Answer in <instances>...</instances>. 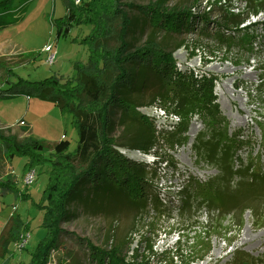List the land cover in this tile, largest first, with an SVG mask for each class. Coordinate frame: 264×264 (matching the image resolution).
Listing matches in <instances>:
<instances>
[{
  "label": "trees",
  "instance_id": "16d2710c",
  "mask_svg": "<svg viewBox=\"0 0 264 264\" xmlns=\"http://www.w3.org/2000/svg\"><path fill=\"white\" fill-rule=\"evenodd\" d=\"M27 1L14 8V0H0V28L9 23L4 18ZM61 1L65 14L52 21L56 37L66 36L74 26H90L84 40L89 50L88 61L79 66L74 78L64 83L51 76L34 82L21 80L0 89V97L15 94L29 97L30 91L36 90L38 96L71 114L78 135L73 150H69L70 142L66 139L49 148L30 135L18 138L11 126L0 121V148L8 162L14 156H26L31 160L29 167L42 166L48 161L46 154L52 157L46 188L38 202L30 201L43 211L42 226L46 232L29 252L27 264H47L51 252L59 245L62 223L73 217L70 204L78 203V199L86 210L88 207L115 212L126 209L136 211V217L151 212L169 216L173 210L180 214L206 210L210 230L213 233L223 230L224 235L228 229L219 223L228 216L233 229L243 225L246 212L255 221L264 219V130L260 131L261 149L255 154L248 151L249 156L243 159L239 152L245 148L252 150V134L243 136L240 128L231 131L214 93L217 77L188 65L180 66L174 50L151 37L142 45L131 47L127 34L133 22L125 7H135L154 30L171 34L197 31L204 37L212 34L218 42L226 46L236 44L246 53L254 52L256 46V36L248 26L264 28V21L239 27L247 19L245 16L232 27L228 19L242 14L229 13L227 19L224 16L220 22L214 21L209 11L193 10L195 0L189 7H169L166 0L141 5L124 0H81L76 5L73 0ZM214 3L224 6L221 0ZM248 7L250 14L257 15L264 11V0H249ZM210 24L216 25L211 33ZM111 39L117 41L113 47L108 45ZM258 45L255 50L264 51V39H258ZM17 57L24 61L22 54ZM261 86L264 87V76L260 78V85H256L259 89ZM260 101L264 104V96ZM152 106L177 114L179 123L170 130L160 127L140 111ZM115 109L124 114L121 122L124 130L119 137L112 134L115 122L111 112ZM193 116L203 125L191 149L200 161L218 168V175L200 179L188 171L185 176L180 173L183 179L174 185L176 189L165 186L166 182L159 186L160 180L167 181L179 170L176 160L165 154V147L187 144L186 133ZM121 148L136 150L141 155L151 153L157 159L130 157ZM162 163L168 169H161ZM163 188L168 189L162 191ZM117 198L119 202L114 208L111 202ZM11 218L0 234L2 259L11 254L10 244L20 241L30 230L19 214L13 213ZM201 233H198L200 241L204 239ZM208 233L206 230L205 234ZM87 247L91 264H149L128 261L120 243L105 248L88 242ZM199 249L202 251V247ZM232 263L264 264V252L253 256L236 251Z\"/></svg>",
  "mask_w": 264,
  "mask_h": 264
},
{
  "label": "rangeland",
  "instance_id": "374dc122",
  "mask_svg": "<svg viewBox=\"0 0 264 264\" xmlns=\"http://www.w3.org/2000/svg\"><path fill=\"white\" fill-rule=\"evenodd\" d=\"M23 1L14 0L13 7L16 8ZM152 1L154 0H124L139 5ZM214 1L195 0L193 10L200 13L209 11L211 19L218 22L224 16L227 19L229 13L242 14L228 19L230 21L227 23L232 27L245 16L247 19L239 27L264 21V11L257 15L249 13V0H221L224 5L222 7ZM193 2L194 0H166V5L189 7ZM125 10L133 22L127 34L131 47L140 46L151 37L160 45L174 50V57L180 66L188 65L215 75L217 79L214 93L222 114L229 121L231 131L240 128L243 136L252 134V150L245 148L239 152L240 156L245 159L249 156L248 151L255 154L260 150V131L264 130V104L260 98L264 96V87L259 89L256 85H260V78L264 76V51L255 49L259 46L258 39H264L260 38L264 36V28L260 25L248 26L249 31H253L256 36V46L254 52L246 53L236 44L226 46L218 42L212 34L204 37L197 31L171 34L154 30L145 23L143 15L135 7H125ZM64 14L61 0H28L4 18L9 23L0 28V89L21 80L34 82L54 76L64 83L66 79L76 76L79 66L88 61L89 50L84 40L89 34L90 26H74L66 36L56 37L52 21ZM215 28V24H210L209 32H213ZM116 43L115 39H111L108 45L113 47ZM48 46L51 51L45 50ZM18 54H22L24 61L19 60ZM52 54L54 57L50 61ZM30 92L29 97L25 94L0 97V121L5 125H13L12 133L18 138L31 135L45 142L49 148L61 139H66L70 142L69 150H73L78 135L71 114L62 111L51 100L38 96L36 90ZM140 111L157 123L153 109L146 107ZM111 113L115 122L112 134L119 137L124 130L121 124L124 114L117 109ZM193 125L197 132L190 138L189 130ZM202 125L201 120L193 116L186 133L187 144L174 148L170 145L165 147V154L176 160L179 170L175 171L174 177H168L167 181L160 180L159 186L166 182L165 186H170L171 190L176 189L175 186L183 179L180 173L185 176L188 171L200 179L218 175V168L200 161L191 149ZM121 151L130 157L146 161L157 159L151 153L144 159V155L136 150L121 148ZM45 157L48 161L44 165L29 167L31 160L26 156H14L8 162L0 148V234L11 223L10 216L13 213L19 214L30 226L29 232L21 236L20 241L10 244L11 254L0 258V264H27L29 252L46 232L42 226L43 211L30 202H38L46 188L52 157L49 154ZM166 166L162 163L161 169H168ZM29 169L34 170L37 176L32 183L24 185L23 178ZM164 189L168 188H163L162 191ZM77 201L78 203L70 204L69 210L73 217L62 223L63 232L59 245L51 252L47 264H91L87 257L88 242L105 248L120 243L128 261H146L149 264H233L236 251H245L253 256L264 252V219L255 221L247 212L243 225L238 229L232 228L230 216L224 218L219 223L228 229L224 235L223 230L214 233L210 230V216L206 210L182 214L173 210L169 216L151 212L136 217V211L129 212L126 209L115 212L111 209L105 211L99 207H88L86 210L87 207L79 203L82 200ZM118 202L119 198L111 202V206L116 207ZM120 203L123 207V202ZM206 230L210 233L205 234ZM200 232L204 238L201 240L204 241L202 244L198 238Z\"/></svg>",
  "mask_w": 264,
  "mask_h": 264
},
{
  "label": "built area",
  "instance_id": "2783aa9c",
  "mask_svg": "<svg viewBox=\"0 0 264 264\" xmlns=\"http://www.w3.org/2000/svg\"><path fill=\"white\" fill-rule=\"evenodd\" d=\"M81 0H74L75 4H79ZM46 51H51V48L48 46L45 48ZM53 54L50 56V61L53 59ZM146 108V107H145ZM150 109H153L156 113L155 119L157 120V123L162 128H173L176 124L179 123L180 118L177 114L174 113H168L164 109L160 108L159 106H152ZM147 156L144 155V158ZM165 163H163V166ZM36 172L32 169H29L27 173L25 174L23 178V184L28 185L33 182L34 179H36Z\"/></svg>",
  "mask_w": 264,
  "mask_h": 264
},
{
  "label": "bare ground",
  "instance_id": "6f19581e",
  "mask_svg": "<svg viewBox=\"0 0 264 264\" xmlns=\"http://www.w3.org/2000/svg\"><path fill=\"white\" fill-rule=\"evenodd\" d=\"M196 132H197V128H196L195 125H193V126L190 128V130H189V136H190V138H193L194 135L196 134Z\"/></svg>",
  "mask_w": 264,
  "mask_h": 264
},
{
  "label": "crops",
  "instance_id": "0c3cea01",
  "mask_svg": "<svg viewBox=\"0 0 264 264\" xmlns=\"http://www.w3.org/2000/svg\"><path fill=\"white\" fill-rule=\"evenodd\" d=\"M3 123V122H2ZM3 124H5V123H3ZM23 125H26L27 126V124H23ZM11 127H13V125L11 126ZM13 129V128H12ZM13 131V130H12ZM31 136V135H30ZM24 188H26V187H24ZM23 191H25V190H23ZM11 217V216H10Z\"/></svg>",
  "mask_w": 264,
  "mask_h": 264
}]
</instances>
